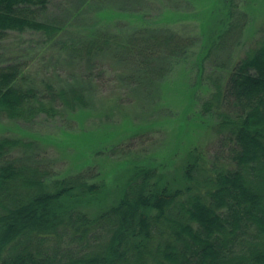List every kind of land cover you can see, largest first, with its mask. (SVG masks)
Wrapping results in <instances>:
<instances>
[{
  "label": "trees",
  "instance_id": "trees-1",
  "mask_svg": "<svg viewBox=\"0 0 264 264\" xmlns=\"http://www.w3.org/2000/svg\"><path fill=\"white\" fill-rule=\"evenodd\" d=\"M50 3L0 0V38L12 31L40 33L61 44L70 64L81 66L83 73H71L67 83L23 86L22 65L0 63V117L32 122L41 114H69L83 121L91 108L95 110L94 81L102 77L96 71L105 63L114 68L124 90L135 94L136 103L143 99L150 105L155 94L163 96L172 58L185 57L195 42L163 24L125 30L119 29L126 27L121 23L109 31L98 23L88 27V33L68 37L65 23L44 17ZM201 3L208 7L206 23L221 20V44L233 31L242 32L244 25L230 22L235 2ZM220 3L227 14L213 11L222 7ZM126 4L135 14L146 13L136 0H121L118 12L130 13ZM131 16L129 27L135 23ZM215 44L212 36L206 43L209 52L220 48ZM225 76H210L214 89L201 103L202 114L209 117L202 126H208V135L212 131L218 136L216 149L207 156L201 141L191 147L194 138L189 136V151L184 143L188 161L175 186L162 182L167 175L156 167L129 168L113 203H103L95 216L82 205L102 195L101 201H106L111 191L104 182L91 181L97 176L90 169L93 160L80 170L49 179L48 170L11 156L30 142L1 137L0 264H264V38L250 46ZM106 99L116 102L103 111L107 119L124 111L117 95ZM107 122L106 127H112L109 134H85V140L94 141L91 152L117 149L110 140L113 135H118L114 139L118 142L153 130H147L151 124L145 130L141 126L122 130ZM183 133L181 127L178 134ZM183 138L177 139L178 146Z\"/></svg>",
  "mask_w": 264,
  "mask_h": 264
},
{
  "label": "rangeland",
  "instance_id": "rangeland-1",
  "mask_svg": "<svg viewBox=\"0 0 264 264\" xmlns=\"http://www.w3.org/2000/svg\"><path fill=\"white\" fill-rule=\"evenodd\" d=\"M101 1L104 3L100 0H51L44 17L65 23L64 29L68 37L88 33V27L98 23L109 31L117 29L121 23L126 27L119 29L125 30H130L131 27L137 29L147 24H152L153 27L163 24L183 36L192 37L195 42L185 57L172 58V68L164 80L166 84L162 90L163 96L158 98L155 94V102L150 105L143 99L137 103L144 104H137L135 94L124 90L121 81L116 80L114 68L105 63L96 71V75L102 74V77L97 76L94 81L95 110L91 108L92 111L83 121L79 122L77 120L80 119L71 118L69 114L56 117L41 114L32 122L0 117V138L20 137L23 141L31 143L30 146L12 151L11 156L48 170L49 179L80 170L84 164L93 160L90 169L97 176L90 180L104 182L111 193L106 194V201H101L104 198L102 195L99 199L82 205L91 216H95L97 211L104 208L103 203H113L116 194H119L124 185V173L129 168L135 165L156 167L160 174L167 175V178L162 177V182L175 186L174 182L180 178L188 161V155L184 153V143L189 141V136L194 138L191 147L201 141L207 156L216 149L215 139L218 136L212 131L208 135V126H202L203 123L207 124L205 121L209 120V117L202 114L201 103L214 89L212 79L209 78L218 75L226 78L229 68L245 56L250 46L264 38V0H232L236 6L230 10V22L234 26H237L238 22L241 27L244 26L241 33L233 31L223 44L220 42L221 20L217 21L216 17L213 22L206 23L204 13L208 7L201 3L202 0H136L138 8L146 13L135 14L132 7L126 4V11L130 13L125 15L117 9L121 8V0ZM213 11L216 14L218 12L220 16L227 14L223 4ZM243 13L247 14V22L246 19L244 22ZM130 16L135 23L129 27L131 21L127 18ZM212 36L215 46L220 44V48L209 52L206 43ZM65 50L61 48V44L46 40L40 33L12 31L0 38V63H20L25 71L24 80L21 81L23 86L35 84L43 87L45 81L67 83L70 81V75H73L71 73L81 74L83 69L81 66L70 64ZM222 63H226L225 68L221 66ZM196 83L199 86L194 91ZM187 91L190 95H185ZM114 95L122 100L118 105H121L124 111L107 119L102 114L103 111L116 102L106 98ZM136 95L143 96L137 91ZM108 120L115 122L112 125H118L122 130L138 126L145 130L150 124L151 128L147 127V130H153L145 135L135 134L130 139L118 142L114 140L118 135H113L110 140L117 143V149L112 151L108 148L102 153L91 152L94 147L89 149V146L94 141L85 140V134L96 136L98 131H106L109 134L112 127H106ZM191 121L199 124L192 126ZM181 127L184 133L179 135L178 130H181ZM209 127L211 128L210 125ZM183 135L184 138L178 146L177 139ZM187 146L185 145V150L189 151L190 144L187 143ZM122 175L123 178L120 177Z\"/></svg>",
  "mask_w": 264,
  "mask_h": 264
}]
</instances>
